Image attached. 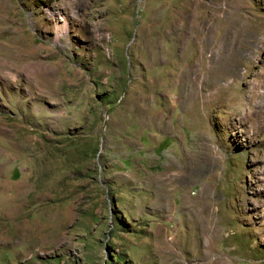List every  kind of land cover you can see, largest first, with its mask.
Wrapping results in <instances>:
<instances>
[{"label":"rangeland","instance_id":"obj_1","mask_svg":"<svg viewBox=\"0 0 264 264\" xmlns=\"http://www.w3.org/2000/svg\"><path fill=\"white\" fill-rule=\"evenodd\" d=\"M263 75L264 0H0V264H264Z\"/></svg>","mask_w":264,"mask_h":264},{"label":"bare ground","instance_id":"obj_2","mask_svg":"<svg viewBox=\"0 0 264 264\" xmlns=\"http://www.w3.org/2000/svg\"><path fill=\"white\" fill-rule=\"evenodd\" d=\"M225 38V37H224ZM215 40V39H214ZM222 46V45H221ZM222 49V48H221ZM234 49V48H233ZM239 49V48H238ZM242 49V48H241ZM231 51V50H230ZM222 52V51H221ZM220 53V52H219ZM218 53V54H219ZM231 54V53H230ZM236 54V53H235ZM202 55H203V53H202ZM221 55V54H220ZM229 55V54H228ZM216 60V62H217V59H215ZM214 60V61H215ZM210 61V60H209ZM213 61V62H214ZM210 63V62H209ZM227 62L225 61V64H226ZM224 64V63H223ZM210 65V64H209ZM212 66V65H211ZM213 67V66H212ZM184 68V67H183ZM214 68V67H213ZM212 68V69H213ZM218 68V67H217ZM205 69V68H204ZM222 69V70H221ZM210 70V69H209ZM214 70V69H213ZM212 70V71H213ZM197 71V72H196ZM202 67H201V71L199 72L198 70H195V75L193 76V78H192V81H193V83L195 84V83H197V82H201V84H203V82H205V81H207V89H209V88H217V83H218V80H220V79H222V78H225V77H228V76H231L230 75V73L232 72L231 71V68L229 67H220V69L217 71H215L216 72V77H213L214 78V80H212V79H210V80H206V78L205 77H202V75H203V73H202ZM210 72V71H209ZM213 73V72H212ZM186 74V73H185ZM205 74V73H204ZM180 75H182V74H180ZM234 75V74H233ZM182 76H184V75H182ZM235 76V75H234ZM233 76V77H234ZM192 77V76H191ZM202 77V79L201 80H199L200 78ZM179 78V77H178ZM184 78V77H183ZM179 80V79H178ZM182 82H183V80H181ZM233 81H234V79H233ZM181 82V83H182ZM183 84V83H182ZM206 84V83H205ZM219 84V83H218ZM254 84V89H255V91H256V95H257V97L260 99V100H264V75L262 76V79H260L259 81H256V82H254L253 83ZM226 85V84H225ZM194 86V85H193ZM222 87V86H221ZM213 88V89H214ZM261 88V90H259ZM212 89V90H213ZM201 90H202V88H201ZM225 90V89H224ZM203 91V90H202ZM201 91V92H202ZM222 92V91H221ZM194 93L195 94H197V92H196V88L194 87ZM209 93V92H208ZM215 93V92H214ZM202 94V93H201ZM218 94H219V92H218ZM199 96H200V94H199ZM203 96H204V94H203ZM202 96V97H203ZM206 96H213L212 94H208L207 95V93H205V97ZM214 97V96H213ZM203 99V98H202ZM241 113V112H240Z\"/></svg>","mask_w":264,"mask_h":264}]
</instances>
